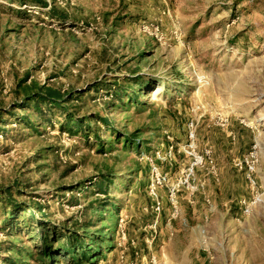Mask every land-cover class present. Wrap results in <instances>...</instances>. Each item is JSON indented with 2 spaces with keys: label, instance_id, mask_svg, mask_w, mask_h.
Segmentation results:
<instances>
[{
  "label": "rangeland",
  "instance_id": "obj_1",
  "mask_svg": "<svg viewBox=\"0 0 264 264\" xmlns=\"http://www.w3.org/2000/svg\"><path fill=\"white\" fill-rule=\"evenodd\" d=\"M0 195L84 264H264V0H0Z\"/></svg>",
  "mask_w": 264,
  "mask_h": 264
},
{
  "label": "trees",
  "instance_id": "obj_2",
  "mask_svg": "<svg viewBox=\"0 0 264 264\" xmlns=\"http://www.w3.org/2000/svg\"><path fill=\"white\" fill-rule=\"evenodd\" d=\"M35 89L36 86L34 84L26 87L24 86L21 89L24 95L23 99L21 103L15 105L13 109L32 106L35 111L40 112V105L48 104L50 107H63L64 104L71 100L70 97L63 98L59 93L50 89L39 88V91ZM42 91L43 93H40ZM66 109L67 108L64 107V112ZM71 117L72 115H67V112H65V115L62 116L64 126H61V130L71 132L75 128L81 129L83 126L85 130L95 134L97 130L96 124L93 123L92 126H87L91 119L84 118L82 122L74 121L73 123L74 119ZM22 120L27 127L31 126L27 117H23ZM43 120L47 121L46 118H43ZM102 122L105 125L108 124L106 120ZM108 132H113L111 127H109ZM1 196L2 195H0V231L3 232L5 237L11 238L12 242L9 243L7 251H14L16 253L14 259L11 257L2 258L1 264H29L22 261V258L25 256L35 264H56V260H59V258L61 262L64 261L65 264H84L85 261L89 260L91 257H95V252H98L103 244L102 241L104 237L100 234L101 231L94 235H88L87 229L85 228L83 234L79 235L74 229L71 235L63 237L59 234L58 228L52 230L48 229L43 223H39L32 213L29 215L31 218L29 222L36 223V227H31L29 223L20 224L19 212L20 210L22 212L23 209H20L19 205L10 199V196H6V198ZM7 207L11 208L12 211L6 212L5 210ZM24 230L27 240L31 245L22 244L21 247H15V241L21 239L20 235ZM87 243L91 244L92 247L89 248Z\"/></svg>",
  "mask_w": 264,
  "mask_h": 264
},
{
  "label": "bare ground",
  "instance_id": "obj_3",
  "mask_svg": "<svg viewBox=\"0 0 264 264\" xmlns=\"http://www.w3.org/2000/svg\"><path fill=\"white\" fill-rule=\"evenodd\" d=\"M158 92H159L158 90L154 91V92H153V95L157 94Z\"/></svg>",
  "mask_w": 264,
  "mask_h": 264
}]
</instances>
